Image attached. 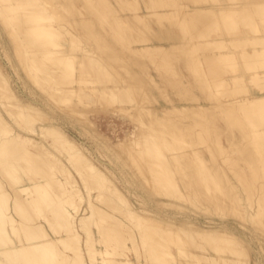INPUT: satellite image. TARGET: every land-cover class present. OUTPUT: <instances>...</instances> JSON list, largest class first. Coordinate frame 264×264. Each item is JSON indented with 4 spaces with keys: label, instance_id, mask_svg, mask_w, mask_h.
Listing matches in <instances>:
<instances>
[{
    "label": "bare ground",
    "instance_id": "obj_1",
    "mask_svg": "<svg viewBox=\"0 0 264 264\" xmlns=\"http://www.w3.org/2000/svg\"><path fill=\"white\" fill-rule=\"evenodd\" d=\"M123 1L110 0L108 4L116 3V7ZM140 1L144 7L158 3L170 15L169 23L163 24L164 28L158 26L162 29L151 36L153 44H174L172 50L178 43L187 48L184 55V47L182 54L179 50V54L177 50L171 53L167 47L166 52L169 50L178 62L182 76L179 83H171L178 98L170 99V104L163 109L144 106L147 97L138 90L142 88L132 82L129 85V80L124 79L126 84L124 80V84L114 81L112 72L108 73L104 67L102 70L112 79L82 92L78 89L80 85L73 86L75 70L78 82L91 83L96 78L90 70L92 64L86 65L83 59L91 55L94 43L90 40L91 46L82 47L78 54L70 52L72 42L77 39H74L77 31L73 27H83L87 36L105 38L103 29L100 31L102 25L98 24L101 20L96 18L106 6L104 0H0V44L4 45L5 54L7 51L20 53L24 69L18 71H25L40 86L44 83L47 102L50 99L53 105L62 102L64 113L69 114L71 110L75 113L76 101L89 105L99 99L114 100L143 129L142 135L135 131L134 125L132 133L111 143L82 114L86 109L81 104L82 109H77L81 111L80 118L75 117L77 113L71 114L76 122L60 118L71 124L79 137L99 139L104 150L115 155L122 152L127 167L133 168L135 163L147 165L149 169L145 173L152 174L159 190L167 187L171 194L169 189L175 183L173 174L181 167L183 172H180L189 178L182 190L178 187L185 191H180L184 196H177V184L174 188L178 193L173 191L176 193L173 196L162 197L184 202L200 196L198 201L186 205L181 216L165 211L174 201L164 204L156 197L154 202L164 209L149 206L143 197L133 205L130 204L133 200L127 202L132 198L127 199L131 193L124 196L126 190L116 185L110 170L104 165L102 168L82 142L65 130V123L53 120L50 111L55 115L56 107L47 108V113L35 101L17 103L22 98L0 60V264H264V0ZM72 4L73 8L83 6L87 11L82 8L83 15L78 17L72 14ZM57 7L67 11L58 9L61 17L54 19L50 13ZM67 12L66 17L71 19L64 22ZM114 18L118 21L110 30L105 29L106 33L119 29L127 21L125 14H116ZM175 25L182 26L183 30L179 31ZM105 46L111 49L114 43L108 39ZM94 48L91 49L94 51ZM153 48L151 51L157 54L161 50L166 53L162 47L156 49L158 52ZM142 49L145 52L151 48ZM164 56L162 62L153 60L159 63V68L167 58ZM13 62L15 66L16 61ZM143 65L139 60L133 66L141 71ZM191 68L196 70L188 72ZM194 72L200 76L192 78L190 73ZM153 81L160 87L159 79L154 77ZM191 107H194L192 111ZM188 109L193 114L187 116ZM139 112L149 119L154 116L156 121L185 113V117H178L181 120L184 117L181 124L172 118L175 124L172 126L194 136L206 131L201 141L213 142L209 144L215 153L210 154V147L206 148L208 143L205 148H198L197 143L196 148L185 146L183 149L184 144L176 139L175 130L155 132L150 129L155 123H143L144 117ZM11 122L17 125L13 127ZM196 151L201 153L199 160L196 159L201 166L200 173L194 172L195 165L192 166L191 155ZM85 176L104 186L110 196L91 194L86 188ZM78 197L81 200L77 204ZM93 199L101 200L104 205L93 203ZM199 214L207 217L199 220Z\"/></svg>",
    "mask_w": 264,
    "mask_h": 264
},
{
    "label": "rangeland",
    "instance_id": "obj_2",
    "mask_svg": "<svg viewBox=\"0 0 264 264\" xmlns=\"http://www.w3.org/2000/svg\"><path fill=\"white\" fill-rule=\"evenodd\" d=\"M104 1H105V3L107 2L106 4L105 3L104 4L106 6L107 5L108 6L107 7L104 6V8L101 9L103 12H102V14H99L100 19L97 16H96V18L99 21L101 20V22H99L98 24L100 25V23H101L102 26L100 25L101 26L100 31H101V29H103V31H101V32L103 33V35L106 34V35H104V37L106 36L105 38H102L101 39V38H99L98 35H89V36H87L82 31V30L85 31V29L83 27H81V29H79L78 26L77 27L75 25H74L75 27L72 26L73 28H75V31H77L76 32L77 33L76 36H74L75 37L74 39H76V37H77V39L72 42V47L70 49V52H74V53H77L78 54L80 52V50L82 49V47H84V46L86 47L87 45H88L87 47H90L91 44L94 43L92 45V47H91V48L95 47L94 48V51L90 48L91 55L85 56L83 59H85L86 65L92 64V66L90 65L91 66L90 70L96 76V78H94V80L91 81V83L86 82V81L85 82H78V79H79V77H78V71L75 70V72L72 75L73 76V79L75 78V82L73 83V86H76L77 84L80 85V87H78V89H80L81 92L83 90L87 89L88 87H98V86L102 85V82L105 81L106 79H112L111 77L108 78L106 76L105 72L106 71L108 73H111L112 72L113 78H115V80L113 79L114 81L119 82V83L121 82L122 84H124L123 82L125 80H127V81L129 80L128 82L125 81V84L127 82L129 85L134 84L135 86L140 87V88L143 89L142 90V89H139L138 88V90H140L142 93H144V97L145 96L147 97V99L144 98L145 99L144 100V103H143L144 106H147L148 108L153 109V110L156 109V108L163 109L164 107H166L167 105L170 104V99H172V98L173 99L178 98V96L174 93V90H172V88H171V83H174V84L175 83H179L180 82V79H181V76H182V70L178 67V62L176 60H174V58L170 54L172 52H176V50H177L178 54H179V51H180V53L181 52L184 53L183 50L184 51L186 50V53H184V55L187 54V48H185L183 45L182 46H178V43H177V45H175V46H178V48L176 49V47L173 46L172 48H174L175 50L174 49L171 50V45H174V44H170L169 46L168 45H165V46H156L151 41V38L154 37V35L157 34L158 30H161L162 29V28H159V27H163L164 28V25L163 24H166V23L168 24L169 23L170 18H168V17H170V15L167 14V13H164V11H163L164 9L163 8H160V7H163V6H161L158 3H154L153 4L154 6H151L150 4H148L147 7H144L143 6V3H141L140 0H139L140 2H137L138 0H125V1H123L124 4H123V2L122 3H119V5L121 4V6L124 5V8H123L121 6H116L115 7V4L116 3H113L111 5L108 4L110 0L109 1L108 0H104ZM109 5L112 7L111 9H110V6ZM69 6H70V4L68 3L67 4V7H68L67 9L70 8ZM71 6H72V8H71L72 9V14L73 13H76L78 15V17H81L83 15V12H80V11H82L83 9H84L83 10L84 12L87 11V8H84L83 6L78 7L79 10H78L77 7L73 8L74 7V4H72ZM137 6L140 9H138ZM105 8H106V10H105ZM108 8L110 9V11H109ZM114 8L116 9V11H115ZM58 9L60 11L63 10L62 8H60V7L58 8L57 7V9L52 10L51 13H50V15L54 17V19H59L61 17V14L58 12ZM143 9L145 10V12H147V11L148 12L145 13ZM156 9H157V11L159 9V13L156 11ZM64 10L65 11H61V12H64L65 13L67 11L65 8H64ZM77 11L80 14H78ZM154 11H156L157 13L154 12ZM120 12H122V13H120ZM149 12H151V13L153 12L152 13L153 14V17H152V14L149 13ZM160 12L164 16H166V17H164L162 14H160ZM115 13L118 14L119 16L122 15V14H125L127 21L121 23V25L118 27L119 29H117V27H116V29H115L116 32L112 30L113 32L106 33L105 32V29H109L110 30L112 27L115 26V22L118 21V19H115L114 18V15H116ZM141 13L142 14L145 13V14H143L144 16L141 15ZM135 14H137V15L135 16ZM66 15H68V12L65 14L64 18L62 17L63 19L61 18L64 22L70 21L69 20L70 17H68V16L66 17ZM130 15L133 16V17L135 16V17L133 18ZM145 15L148 16V17H146ZM156 15L158 17H156ZM159 16H161V17H159ZM66 18H68V19H66ZM161 20H164V22L161 21ZM157 21L158 22L160 21L161 24H158ZM130 23H132V25ZM180 25H178V26L180 27ZM178 26L175 25L174 27L176 29H178L179 31H182L183 29H181V28H183V27L181 26V28H179ZM77 29H79V31H80L79 33H78V30ZM80 33H83L84 34V35L83 34L81 35L82 38L80 36ZM153 33H155V34H153ZM88 37H90V38H88ZM139 37H141V38H139ZM144 38H146V40H148V43H147V41ZM105 39L106 40L109 39V41H111L112 43H114V47L111 48V49L110 48H107L105 46V42H106ZM138 39H140V40H138ZM141 39H142V43L140 42ZM136 40H137V42H136ZM89 41H90V43L91 42L92 43L90 44ZM116 44H117L118 47L117 46L115 47ZM181 44H183V43H180L179 45H181ZM103 45H104V47H103ZM184 45H185V42H184ZM142 47L143 48L145 47L146 50L149 49V48H151L150 50H147V51L151 52L150 54L153 53L152 56L149 54V52H148V54H146L147 51L143 52L145 49L143 50ZM147 47H149V48H147ZM153 47H155V48H153ZM160 47H162L165 52L167 50V47H170L169 50H170L171 53L170 54L168 53L169 50H168V52L164 53L161 50ZM182 47H184L183 50H181ZM133 48H136V49L140 48V50H142L141 52H143V53L137 52V51H135V49H134V51H135L134 52L133 51ZM152 48L155 49V51H157V52H158V50H161L164 54L161 53V51L159 52L160 54L159 53L157 54L156 52H153L154 50L151 51ZM156 49H158V50H156ZM111 50H112V53L109 54L108 52H110ZM140 50H138V51H140ZM131 53H134L138 58L132 56L134 54H131ZM144 53H145V55H144ZM10 54L13 56V59L14 60L12 59V56ZM165 54H166V57H167L166 60L168 59L169 61L167 60V62H166V60H164V62L162 64L160 63V68H159V65H158L159 63H156L155 61L159 62L161 59H163V58L165 59V56H164ZM5 55H7V56H5ZM143 55L148 60H146L145 58H142ZM160 55H162L164 57H162ZM125 56H129V58L130 57L131 58L130 59L128 57L125 58ZM149 56H151V57H149ZM107 57L109 59H107ZM152 57H153V59H152ZM135 58H137V60H135ZM149 58H151L152 61ZM21 59H22V57H21L20 53H11V52H8L7 51V54H5V47H4V45L0 44V60L2 61L1 62L2 63V67H3L4 71H5V74L9 77V81H11V83L14 86L15 90L17 91V93L19 94V96L22 98V99L19 98V100L21 99V101H17V103L24 102L25 100L26 101H29V102H34L35 101L34 103H36V102H37L36 104L39 103V105L47 113H48V109L51 108V106L56 107L54 109L55 112H56V114L54 115V112H51V111H50V113H52L53 116H54V118H55L53 120L56 121V122H58L59 124H64L65 121L66 122H70L71 120L72 121H75L74 120L75 117L78 119V117L80 115V114L78 115V113H80L81 111H77V109L81 108V106H80V104H81L83 106V108L86 109L82 114L85 113V115L91 120L92 124H94V126L96 127L97 132L99 133V131L101 130L100 131L101 132L100 134L102 136H105V137L107 136V139L111 143H113V144H114V142L116 143V142H119V141L123 140L126 135H128L129 133H132V131L134 130V125H135V131H137L138 133H140L142 135L143 129L140 126L138 127V125H136L134 123L135 122L134 120L131 121L130 120L131 119L130 118L131 116H129L126 112L122 111V109H119L120 106L114 100L112 101V99L110 100V99H103L102 98L103 100H100L99 99V101H95V102H93V103H91L89 105H87L88 103H83V104L80 103L79 104L78 103L79 101L78 102L76 101L75 102V105H76V108L77 109H76V111H75V109H73V112H75V113H72V110L70 111L69 114L68 113H64L65 112L64 111L65 109H63L64 107H63V103L62 102L61 103L57 102L54 105H53L51 99H50L49 102H47L49 100V97L46 98V96H48V94H47L48 91H46L47 89L44 87V83H43V85L40 86L39 84H37V83H39V81H37L35 83V81H34L33 78H31L29 75H26L25 74L26 73L25 71H22V73L18 71L19 68H22L23 67V69H24V66L21 63ZM158 59H160V60H158ZM132 60H134V61H132ZM139 60L144 64L142 66V70L141 71H139V69L137 67H134L133 66L134 65V62L139 61ZM149 60L151 62H149ZM153 60H155V61L153 62ZM11 61L12 62L13 61H16V65L14 66ZM161 62H162V60H161ZM175 62H177V64ZM190 62L193 63V60L190 59ZM113 63L114 64H117V65H114ZM104 64H105V66H104ZM108 65L111 66V67H109ZM106 66H107V68H106ZM103 67H104V69L106 71L104 69L102 70ZM193 70H196V68L188 69V72L189 71L190 72H193ZM190 74H191L192 78H196V77L200 76V74H197L196 72L190 73ZM154 77L157 78V79H159V81H160V87L155 86V82L153 81ZM133 81H135V83ZM130 82H132V84ZM43 96H44V98H43ZM82 98H83V96H82ZM46 99H48V100H46ZM1 101H2V98H0V103H1ZM43 102H45V103H43ZM49 103H50V105H49ZM85 104L87 105L86 107L84 106ZM193 109H194V107H191V111ZM57 110L60 113L62 112L61 115H57L59 113ZM146 111H147V108H146ZM191 111H190V109L186 110L185 111L186 112V115L188 116V115L193 114V112H191ZM14 112H15V109H14ZM3 113L4 112H2L1 115H3ZM182 113H184V112H182ZM52 114H50V116H52ZM71 114H76V115L73 118L74 115L71 116ZM68 115L70 117L69 119H68ZM138 115L141 116V117L142 116L144 117L143 118L144 119V122L143 123H147V125L150 124L151 121L153 123H155V124H152V127H150V129H152L155 132L156 131H166V130L167 131H169V130L171 131L172 130V132H174V130H175L174 133L177 134L176 139L181 140L180 141V144H182V145L184 144L183 146H181L182 148L184 147L183 149L186 148L185 146L196 148V147H198L196 145H199L200 144L198 148H200V147L201 148L202 147L205 148L207 146L206 147L207 149L210 147V150H209L210 154H213V152L215 153V150L214 151H211V144H213V142L212 143L209 142V143H211V144H209L208 142L205 143V142L201 141V140H203L202 138L205 137L204 135L206 134V131L201 132L200 134H202V135L196 134L194 136V134H188V133H187L188 135L185 134L183 132L184 129H182V130L181 129H178V128L175 129L173 127L175 125L173 123L174 121H175V123L178 122V123L181 124V121L186 116L185 113L184 114H181L180 116L178 115L179 118L181 116H184L185 115L184 117H182V120L179 119L177 116H175V118L172 117L174 119V121H173V119L171 117L170 118L168 117L169 119L168 118H165V119L164 118L163 119L160 118L161 121H158V120L156 121V119H155L154 116H152L153 118L150 116L151 119H149V116L140 115V112H139ZM57 116H59V117H57ZM60 117L61 118L63 117V119H65V121H63V119H61ZM59 118L62 120V122H61V120ZM136 123H139V122L136 121ZM11 125L13 127H15L17 124L16 123H13L12 124V122H11ZM64 125H65L64 126L65 130H67V132L70 135H73V137H75L76 139H78L79 142H82V144L86 147L88 153L89 152L92 153V155L94 156V159H96L97 161L100 162L102 168H103V165H104V167L105 166L107 167L108 171L110 170L109 172H111L110 173L111 177H113V178L115 177L114 179H115L116 185L118 187H120V189H123L124 188V191L126 190V195H124V196H127L129 193H131V194H129L127 196L128 197L127 199H130L132 197L130 200L127 201V202L130 203V201L133 200L130 204L133 205L136 202L138 203V201H141V198L143 197L142 200L143 201L146 200L145 202L148 201L147 203H148V205L150 204L149 206H152V207H155V208H158L159 209L160 208V205H157L156 204V201L154 202V199L157 197L156 199H160V201L163 202L164 204H166V202L168 200L169 201H174L175 204L178 203L176 207H175V204H174L173 206H169L170 208L167 207V209H165V211L166 212H171L173 214L174 213L175 214L178 213L177 215H180L181 216L183 214L181 212H185L186 211V208H185L186 205H188L190 203H196V201H198V198L200 196L199 197L196 196L197 198L195 196H193V197H191L192 199H190V198L189 199H184V202H183V199H179L178 200V198H175V199L173 198L174 200H170V199H167L166 197H162V196H170V195L173 196L174 194L178 193V190H176V188H174L177 184H178L177 189H179L181 187V190H182L185 187V184H186L187 180H189V178H187L185 175H183V173H182L183 172V169H181V167H179L180 169L177 168L178 170L175 169V172L176 173L174 172V174H173V176H175V180H174L175 183L172 182V184H171V185L174 184L173 188L170 186V184L167 185L168 186V189L171 187L169 189V191H171V189H172L171 194L168 192V190L166 189L167 187H166L165 189H163V188L162 189L165 192L167 190V192L169 193V195H166L168 193H165V195H162V192H164V191H162V189L159 190L160 187H158L159 185L156 184L157 182L153 178L152 174L145 173L149 169V167L147 165H145L144 163L141 164V165H139L138 163L137 164L135 163V165H134L135 167L133 166V168L132 167L129 168L130 166L127 167L126 161L123 159L122 152H116L117 154L115 155L112 152L105 151L104 150V144H101V142H100L99 139L95 140L93 137H92V139H87L85 137H79L77 135V133H76L77 131H75V129L71 127V124L70 125H67L65 123ZM16 128H18V126ZM160 128L162 130H159ZM180 131L182 132V134L180 133ZM197 138H198V142H197ZM195 141H196V143H195ZM188 142L189 143L192 142V143L189 144ZM197 143H199V144H197ZM201 143H203V144H201ZM207 143H208V145H206ZM194 144H196V145H194ZM105 154H107V155H105ZM199 154H201V153H199V152L196 151V153H193L191 155L192 156L191 157V159H192V166L195 165L193 167L194 172H197L198 171V173H200V169L199 168H201V166H198L199 165V161H198L199 158L198 157H200ZM121 155H122V159L119 158ZM193 155H194L195 158L193 157ZM193 158L195 160L196 159H198V160L195 161V160H193ZM119 160L120 161L122 160L123 162L125 161V163L120 162ZM193 161H195V162H193ZM202 169H203V167H202ZM180 170L182 172H180ZM83 172L85 174L87 173L86 170H83ZM146 174H148V175H146ZM143 175H144V177H143ZM89 179H90L89 177H86L85 176L84 181H85V184H86V188L90 189L89 192H91V194H94V195L97 196V193H100V196H110V194L108 195L109 192L106 191V188L104 186L101 187V185L99 186V185H97L96 182H94L93 180L91 182ZM176 181H177V183H176ZM81 185H83V184H81ZM157 190H159V191H157ZM181 190L179 189V193L177 194V196L180 195V194L183 195L182 193H185L184 190L183 191H181ZM173 191H175L176 193L173 194ZM158 192L160 193V195H158L159 194ZM78 198L79 199H76L77 204L80 203L78 201L81 200V197H78ZM175 200H178V201H175ZM190 200L192 202H190ZM94 202L96 204L104 205V203L101 202V200H99V199H93V203ZM181 205H183V206L181 207ZM200 207L201 206H199V208ZM160 209H164V208H160ZM205 217H207V215H205V214H203V215H201V214L197 215V218L199 220H204ZM97 235H98V233L96 232L95 233V236L97 237Z\"/></svg>",
    "mask_w": 264,
    "mask_h": 264
}]
</instances>
